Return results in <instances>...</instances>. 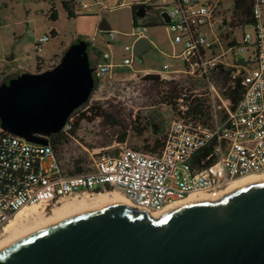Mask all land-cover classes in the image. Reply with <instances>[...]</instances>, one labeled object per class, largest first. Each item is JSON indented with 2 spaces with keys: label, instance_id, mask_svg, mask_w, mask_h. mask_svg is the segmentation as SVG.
<instances>
[{
  "label": "built area",
  "instance_id": "1",
  "mask_svg": "<svg viewBox=\"0 0 264 264\" xmlns=\"http://www.w3.org/2000/svg\"><path fill=\"white\" fill-rule=\"evenodd\" d=\"M253 1L255 23L250 26L255 28V37L244 34L243 44H239L226 35L228 51L214 32L220 27L217 15L221 0H173L171 11L161 10L157 15L165 23L163 14H168L170 22L165 24L173 43L184 48L171 57L180 60L182 68L170 69L167 65V71L159 74L171 81L183 75L193 87L182 89L178 121L167 129L158 152L121 147L97 154L90 170L70 173L52 139L49 145H39L1 130L0 237L30 206L52 209L66 198L112 189L123 193L135 208L160 213L192 195L218 200L235 180L264 173V0ZM162 2L166 4V0ZM142 4L151 6L150 2ZM95 5H102V0H95ZM93 8L74 1L78 11L92 12ZM143 20L135 22L133 44L125 47L130 56L120 67L132 66L138 59L134 46L146 39L149 23ZM204 28L213 32L211 38ZM116 35L109 33L111 40ZM41 41H48V37ZM250 48L254 49V58L245 55ZM115 67L98 63L94 76L101 78ZM228 73L232 80L243 78L247 84L235 109L225 95L230 82L225 84L223 76ZM184 98L188 103L201 101V117L193 116ZM70 128L68 123L62 132Z\"/></svg>",
  "mask_w": 264,
  "mask_h": 264
},
{
  "label": "water",
  "instance_id": "2",
  "mask_svg": "<svg viewBox=\"0 0 264 264\" xmlns=\"http://www.w3.org/2000/svg\"><path fill=\"white\" fill-rule=\"evenodd\" d=\"M150 49L143 38L134 54ZM94 87L89 43L77 42L53 70L0 85L1 130L49 145ZM0 264H264V180L158 219L121 202L77 212L7 243Z\"/></svg>",
  "mask_w": 264,
  "mask_h": 264
},
{
  "label": "rangeland",
  "instance_id": "3",
  "mask_svg": "<svg viewBox=\"0 0 264 264\" xmlns=\"http://www.w3.org/2000/svg\"><path fill=\"white\" fill-rule=\"evenodd\" d=\"M65 1L69 0H0V85L17 77V71H35L38 59L42 61L39 73L53 70L71 45L85 41L89 43L93 57L96 55L94 64L91 61L93 74L98 63H109L116 67L101 78L94 76L95 87L88 102L69 119L74 123L81 114L88 116L80 123L76 137L57 147L64 167L70 173H76L79 169L87 171L99 153H112L121 147L150 152L154 147H161L167 129L173 121H178V99H171L176 104L170 105L167 101L168 91L178 85L180 89H193L183 75L171 81L159 74L167 71V65H170V69L182 68L180 60L171 57L180 54L183 45L173 43L167 25L157 16L161 10L171 11L174 8L173 0H166V4L162 0L153 4L152 0H102L99 6L95 5V0H75L78 4L94 5V8L92 12L73 8L71 16L63 7ZM234 1L221 0L217 15L220 27L214 28L225 51L229 50L226 35L239 44H243L244 34L255 37L253 26L230 27V23L237 24L233 18ZM143 2H150L152 6L143 20L152 24L147 26L145 33L151 49L134 65L120 67L124 58L130 56L125 47L134 41L131 37L135 25L132 6ZM53 12L57 14L56 21L51 17ZM110 32L117 33L115 39H110ZM203 32L209 38L213 36V32L207 28ZM44 37H48V41L42 42ZM253 53L254 49L250 48L245 55L254 58ZM148 76H159V81L149 80ZM169 83L172 84L167 86ZM93 107L100 108L108 117L102 115L94 118L93 113H89ZM125 133L127 139L122 144L120 140ZM78 198L81 196L66 198L55 207ZM41 207L32 218L28 216L19 223V230H34L39 221L48 218L55 208ZM7 237L3 234L0 241L12 239Z\"/></svg>",
  "mask_w": 264,
  "mask_h": 264
},
{
  "label": "trees",
  "instance_id": "4",
  "mask_svg": "<svg viewBox=\"0 0 264 264\" xmlns=\"http://www.w3.org/2000/svg\"><path fill=\"white\" fill-rule=\"evenodd\" d=\"M74 1L75 0H69V1L63 2V7L65 10H67V12L69 13L70 16H71V11L74 8ZM253 4H254L253 0H235L234 1L233 18L237 20V24L230 23L231 24L230 27H232V26L233 27H241L243 25L250 26V25L254 24L255 18L253 17V13H252ZM142 7L146 8L147 10H152L151 6H145L143 4L134 5V6H132L133 15H135V13ZM51 17L54 21L57 20V14L55 12L52 13ZM133 18H134V22H136V20H138V18L135 16H133ZM163 24H165V23H163ZM151 25H152L151 23L147 24V26H151ZM89 51H90V59L94 64V58H96V55H95V57H93L94 55L91 54L90 45H89ZM99 57L100 56H98V58ZM40 61L41 60L38 59V64L40 63ZM147 79L159 81V76H148ZM223 81L225 84H228L230 82V85L227 87L225 95L231 99L232 108L235 109L237 104L241 100L243 93L247 87L246 80L243 78H236L235 80H232L230 74L228 73L227 75L223 76ZM170 84H172V83L167 84V86H169ZM182 91L183 90L179 88V85H178V87H175L173 90L168 91L167 94L169 96V100H167V101H169L170 105L175 106L176 103L172 102L171 99H173V98L176 100L179 99L182 96ZM174 92H176L177 94H174ZM90 96H89V98H90ZM89 98H88V100H89ZM88 100H87V102H88ZM184 101H185V104H187L189 106V111L193 114L194 117L199 118L202 116L201 111H199V106L202 105L201 101H199L198 99H194L192 102L188 103V99H186V98H184ZM82 107L78 108L71 115V117L75 113H77ZM89 113H93L94 118L97 116L101 117L102 115L108 117L107 114L102 113L101 109L97 108V107H93ZM100 113H102V114H100ZM85 119H88V116H87V114L83 113V114H81V116L77 122L72 123L70 120L68 121L71 128L67 133L60 132L58 134L52 135L51 139H52L55 147L57 148L60 145H64V144L68 143V141L71 138H75L77 135V131L79 129L80 123ZM114 124L117 125L116 123H114ZM142 132H143V130H141V133ZM2 135H3V132L1 131V127H0V139H1ZM126 139H127V133H125L123 135L120 142L123 144L126 142ZM161 147L160 146H157L156 148L154 147L150 150V152H153V153L158 152L161 149ZM80 172H82V171L79 169L78 172H76V173H80ZM111 190L112 189H108V191H111Z\"/></svg>",
  "mask_w": 264,
  "mask_h": 264
},
{
  "label": "bare ground",
  "instance_id": "5",
  "mask_svg": "<svg viewBox=\"0 0 264 264\" xmlns=\"http://www.w3.org/2000/svg\"><path fill=\"white\" fill-rule=\"evenodd\" d=\"M264 173L262 174H254V175H250L247 177H243L240 179L235 180L227 189V191H225L221 197H219L220 199L223 198L225 195H230L233 192L239 190L240 188H242L243 186H249L251 184L260 182L264 180ZM260 175V176H259ZM219 198H217L218 200H220ZM202 200H213L210 197L207 196H202V195H192L190 198H188L186 201L182 202V203H177L173 206L168 207L166 210L160 212V213H151V216L154 218H161L162 216H164L165 214L174 211L184 205H188L191 203H195L198 201H202ZM216 199H214L215 201ZM116 202H121L124 204H127L129 206H133L132 203L123 195V193L114 190V191H106V192H99V193H91V194H84L81 196V198L79 199H75L72 202H68V203H62L61 205H58L57 207L53 208L51 210V215L48 218H43L39 221V224L36 228H34V230H30L27 232H23L22 230H19V223L22 222L23 219L27 218L29 216V218H32L31 216L33 214H36L40 208V206L35 205V206H30L27 207L25 209H23L10 223L9 225L6 227L5 231H4V235L8 236L9 238L11 237L12 239H7V240H1L0 241V250L9 242L16 240L22 236H25L47 224H50L54 221H57L61 218H64L68 215L77 213V212H81V211H86V210H91L100 206H104L110 203H116ZM134 207V206H133ZM42 208V207H41ZM38 215V214H37ZM35 215V216H37ZM40 215V214H39ZM21 224V223H20ZM7 237V238H8ZM6 239V238H5Z\"/></svg>",
  "mask_w": 264,
  "mask_h": 264
},
{
  "label": "crops",
  "instance_id": "6",
  "mask_svg": "<svg viewBox=\"0 0 264 264\" xmlns=\"http://www.w3.org/2000/svg\"><path fill=\"white\" fill-rule=\"evenodd\" d=\"M139 4H141V3H139ZM136 5H138V4H136ZM132 13H133V12H132ZM133 16H135V15H133ZM41 62H42V61H40V63H39L38 66H37V69H36L35 71H26V70H24V71H17L18 75H20V74H22V73H27V72H29V73H39L38 70H39V65L41 64Z\"/></svg>",
  "mask_w": 264,
  "mask_h": 264
}]
</instances>
